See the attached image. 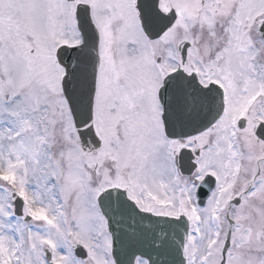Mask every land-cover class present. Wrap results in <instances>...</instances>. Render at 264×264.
I'll use <instances>...</instances> for the list:
<instances>
[{
  "label": "snow or ice",
  "instance_id": "snow-or-ice-1",
  "mask_svg": "<svg viewBox=\"0 0 264 264\" xmlns=\"http://www.w3.org/2000/svg\"><path fill=\"white\" fill-rule=\"evenodd\" d=\"M0 264H264V0H0Z\"/></svg>",
  "mask_w": 264,
  "mask_h": 264
}]
</instances>
